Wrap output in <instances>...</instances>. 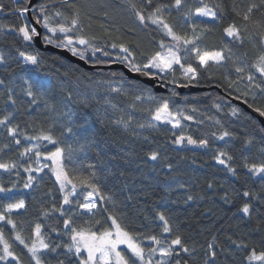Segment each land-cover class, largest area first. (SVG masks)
<instances>
[{
	"label": "snow or ice",
	"instance_id": "snow-or-ice-1",
	"mask_svg": "<svg viewBox=\"0 0 264 264\" xmlns=\"http://www.w3.org/2000/svg\"><path fill=\"white\" fill-rule=\"evenodd\" d=\"M50 2L56 3L57 0H50ZM124 2L141 26L145 28L154 26L155 30L163 37L156 41L157 48L155 51L151 53L142 51L140 53L141 56H144L142 60L137 59V54L123 41L121 36H114L108 28H104V36L111 38L110 43L101 37L88 34L81 24V9L71 0H59L60 4L73 10L71 15L65 14L59 8L50 10L48 2L34 5L33 0H13L15 5L13 11L21 23L17 26L0 25V32L7 29L9 33L17 34L25 46L30 48H33L39 41L45 47L67 51L73 57L89 65L94 70L91 73L75 66H68L64 75L69 79L75 77L78 82L87 81L88 86L94 88L93 97H95L96 91L104 87L107 93H115L130 98L132 103L129 107L133 111L146 112L149 119L144 123L134 125V117L129 114L127 118L122 116L113 123L122 126L126 131H131L137 137L141 136L142 133L133 131L134 127L141 130H155L160 124L171 125L172 129H181L179 133H172L175 139L171 142L174 145L208 148L209 140L206 137L194 138L192 135L184 133L181 120L194 121V117L176 107L174 98L180 97L177 89L210 86L201 84L202 79H205V72L211 73L213 70L218 72L222 68H227L229 61L233 63L234 71L238 74L237 78L231 79L225 75L226 86L222 84L215 86L224 87L225 93L232 96V99L239 100L243 97L241 102L257 113L259 117L264 118V104L257 105L248 100L249 96L252 101L258 99L252 89H257L260 93L259 99L264 100V0H249L246 4H239L233 0L230 11L235 17H239L243 23L238 24L234 20L227 23V26L223 28V33L229 38V43L217 50H209L202 46L206 34L214 31V26L195 18L222 22L224 15L229 11L223 0H219L212 6L205 0H198L195 7L190 6L189 0H169L167 4L159 3L158 0H124ZM4 11L5 6L0 4V13ZM29 14H31L30 17ZM33 21L44 31L38 30L33 25ZM236 42L241 45L248 42L253 48L258 49V54L252 64L236 63L233 60L232 48L229 47V44ZM137 47H142V45L137 44ZM225 53H229V55H225ZM43 56L44 54L39 50L32 53L19 51V66L39 67L44 62ZM191 61H195V63ZM0 65H5L3 71L11 73L12 69L7 66L8 62L3 56H0ZM113 65H122L133 76L145 77L149 82H158L159 86L167 89L169 95L158 98L148 85L130 79L123 71L112 70ZM246 69H254L255 73L259 74L260 79L257 80V76L252 71H246ZM244 79L248 82L246 91L234 87L239 80ZM24 84L26 87L23 92L28 97L30 106H39L43 102L42 110L57 111L55 103L48 99V88L39 81L29 79H24ZM232 92L239 94L233 96ZM3 93L7 95L5 103L17 108L18 101L12 89L5 85L4 80H0V94ZM187 99L184 97L185 101ZM215 99L223 100L224 98L217 96ZM105 100L107 104L108 101L106 98ZM69 102H76L71 91H67L63 102L65 111L62 115L67 119V124H61L62 135L64 132L73 134L72 112ZM109 106L114 110L117 109L115 104H109ZM212 106L217 112L223 111L219 103L214 102ZM32 110L31 107L27 109L29 112ZM190 110L191 112L199 111L195 106H192ZM229 115L234 118L243 116L244 119L250 120L253 124L256 123L252 117L235 106L231 107ZM13 116V111L6 110V114L0 117V127L11 138L10 143L17 146L19 158L27 159L29 162L24 165L19 160H0V171L9 174L15 171V175L19 178L18 169L22 168L23 172L27 174L23 183L25 189H31L34 185L39 187L37 176L45 172V169L51 172L55 178V183L59 186V191L63 194L62 202L58 207L53 205L51 211L43 210V216L48 217L52 213H59V217L63 218V229L51 227L50 231L55 233L57 237H67V240L57 242L51 239L40 223H36L30 234L25 235L22 228L24 222L20 221L21 227H18L17 220L12 215L26 209L24 200L20 199L14 203L0 205V209H2L0 210V264H25L21 254L17 252L6 237L5 225L11 226L14 233L13 239L26 250L29 258L28 264H170V258L180 256L181 253L191 257L192 264H195L196 257L193 254L197 252L196 247L188 245L180 230L174 225L172 217L167 215L165 211L157 213V219L160 222L158 224L161 229L160 234L139 239L137 234L130 232L118 218L115 202L110 195L102 191L97 182L99 176L95 171V165H89V168L93 170L88 175L76 173L74 164L73 170L69 171L65 161L73 162L74 149L71 146H60L62 142L53 135L52 127L59 123L58 120L54 119L47 128L41 126L35 134L29 135L20 131L19 125L12 124ZM208 119L213 118L208 117ZM195 122L202 123V121ZM213 123L219 126L220 130L214 131L210 135L216 140L224 141L225 147L216 149L212 159L233 176H238L237 165L232 163L235 157L227 150L228 147H231L230 142L236 139V136L233 132L223 128L219 119L213 120ZM260 130L264 132V127H261ZM20 137L29 141L30 145L23 146ZM143 139L147 141L149 138L144 135ZM255 141V137H247L243 147H252ZM40 142L56 145L55 150L42 151ZM258 142L264 144V137H261ZM8 147L9 145L5 144L3 148H0V153H3L4 149ZM88 147L91 145H80L79 151L84 152ZM260 151L264 156V147ZM146 156L147 160L153 162L164 159L159 151L152 149L147 151ZM241 156L242 160L238 166L246 170V173L251 174V176L259 177L261 181L259 192H254L251 189L235 192L236 196L242 198V205L238 211L243 217L252 219L254 209L264 215V159L256 163L251 162L250 158L243 152H241ZM42 161H50L51 164L42 163ZM167 167L171 171L172 166L169 164ZM16 186V181L7 187L0 183V194L7 197L16 189ZM179 187L183 188L184 185H179ZM208 187L212 188L213 185L209 184ZM78 188L89 189V191L78 194ZM80 195H83V200L80 199ZM192 199L191 195L186 197V201ZM224 199L228 202L227 195ZM100 201L112 204L113 208L111 210L102 209L104 212H108L107 220L110 221V224L95 228L96 225H101V220L96 218L101 211L98 207ZM254 202L256 203L254 204ZM85 214H87V218L83 219L82 223H78V218H83ZM60 222L57 221V223ZM260 223H264V220H261ZM228 239L237 249L248 248V244L243 240L237 241L231 236ZM122 245L124 246L123 249L121 248ZM218 247L223 250L216 238L213 237L207 243L206 259L203 260V264H216V249ZM157 257L159 258L157 259ZM247 261L248 264L264 262V251L257 254L254 249L251 250L250 254L247 255ZM175 264H181V261L176 260ZM183 264H190V261L184 260Z\"/></svg>",
	"mask_w": 264,
	"mask_h": 264
},
{
	"label": "trees",
	"instance_id": "trees-1",
	"mask_svg": "<svg viewBox=\"0 0 264 264\" xmlns=\"http://www.w3.org/2000/svg\"><path fill=\"white\" fill-rule=\"evenodd\" d=\"M42 2H48L50 10L59 8L67 15H71L73 12L66 5L60 4L59 0L56 3H51L50 0H39L38 3ZM71 2L81 9V24L88 34L101 37L110 43L111 38L104 36V28L110 29L114 36H121L123 41L133 49L138 60L144 59V56L140 55L142 51L144 53L155 51L156 41L163 38L154 26L148 28L141 26L127 8L124 0H71ZM158 2L167 4L169 0H158ZM197 2L198 0H189L192 7H195ZM205 2L212 6L219 0H205ZM236 2L246 4L249 0H236ZM223 3L228 6L229 11L224 15L222 22L204 21L214 26V31L206 34V39L202 44L209 50L220 49L224 47V44L229 43V38L223 33V28L227 26V23L233 20L238 24L243 23L230 11L233 0H223ZM0 4L5 6V11L0 13V25H19L21 21L13 11L15 7L13 0H0ZM258 19L261 18L258 17ZM197 20L200 21V19ZM33 25H35L34 21ZM102 25L103 27H101ZM117 30L119 31L117 32ZM42 31L44 30L42 29ZM137 44L142 47H137ZM229 47L232 48L231 55L234 61L240 60L249 65L254 62L253 57L258 52V49L253 48L248 42H245L244 45L238 42L230 43ZM36 50H39L36 46L33 48L25 46L15 33H9L7 29L0 32V56L5 58L8 62L7 66L12 69L11 73H8L3 71L5 65H0V80H4L5 85L12 89L18 101V107L14 108L5 103L6 93L0 94V117L6 114V110L13 111L12 124L19 125V130L29 135L35 134L41 126L47 128L54 119L58 120L59 123L52 127L53 135L62 142L60 146H71L74 149L73 162L65 161L69 171L73 170L74 164L76 173L88 175L93 170L89 168V165H95V171L99 176L97 182L102 191L112 197L118 218L130 232L137 234L139 239L154 234L159 235L161 229L158 227L160 222L157 219V213L165 211L172 217L174 225L180 230L188 245L196 247L197 252L193 254L196 257L195 264H203V260L206 259L207 243L213 237L223 248V250L221 247L216 249V264H248L247 255L251 250L254 249L257 254L264 251V223H260L261 220H264V215L254 209L252 219L243 217L238 211L242 205V198L235 194V192L249 189L259 192L261 188L259 177L251 176L238 165L242 160L241 152L248 156L251 162L259 163L261 159H264L260 151L264 144L258 142L261 137H264V132L260 130L263 126L256 119H254L256 123L253 124L243 116L234 118L229 115L231 107H240L234 105L226 97L224 87L215 85L226 86L225 75L231 79L237 78L238 74L234 71L231 61L228 62L227 68H222L218 72L215 70L211 73L205 72V79H202L201 84L210 86L198 87L204 89L201 92L180 93V97L174 98L176 107L194 117V121H190L191 123L184 121L185 124L182 127L184 133L192 135L194 138L206 137L209 140V147L205 149L190 145L183 147L174 145L171 141L175 139L172 135L175 131L169 125H158L155 130H141L134 127L133 131L142 133L139 137L134 136L131 131H126L113 121L122 116L127 118L130 114L134 117V125L144 123L149 119L146 112L133 111L129 107L132 103L130 98L107 93L104 87L96 91L95 97H93L94 88L89 87L87 81L78 82L75 77L69 79L64 75V71L68 66H75L90 73L94 70L84 69L51 53V51L42 52L39 50L44 54V62L39 67L19 66V51L32 53ZM109 50L111 51V49ZM225 55H229V53H225ZM191 62L195 63V61ZM252 72L259 80V74L255 73L254 69ZM24 79L39 81L48 88V99L55 103L57 111L42 110L43 102L39 106H30L28 97L23 92L26 87ZM246 81V79L239 80L234 87L246 91L248 89ZM67 91L72 92L76 101L69 102L73 134L64 132L62 135L61 124H67V119L62 115L65 111L63 102ZM252 91L257 95V89H252ZM152 92L158 98L169 95V93L155 94L153 89ZM238 94V92H232L233 96ZM217 96L224 99L217 100L215 99ZM184 97L188 98L187 101L184 100ZM257 97V101H252L250 96L248 100L257 105L264 104V100L259 99L260 93ZM105 98L108 101L107 104ZM243 99L241 97L240 100ZM214 102L221 104L222 112L216 111L212 106ZM109 104L117 105V109H112ZM192 106L197 107L199 111L191 112ZM29 107L33 109L31 112L27 111ZM248 116L250 115L248 114ZM208 117L213 119L210 120ZM215 119H219L223 128L233 132L236 136V139L230 142L231 147H228L227 150L235 157L232 163L237 165L238 176H233L212 159L216 149L225 147L224 141L216 140L210 135V133L220 130V127L213 123ZM195 121H202V123ZM144 135L148 136L147 141L143 139ZM247 137L256 138L254 146L243 147ZM20 139L23 146L30 145V142L24 140L23 137ZM10 141L11 138L0 127V148H3L5 144L9 145L3 153H0V160H19L21 164L26 165L29 161L19 158L17 146L11 144ZM40 144L42 151H54L56 147V145L47 142H40ZM80 145H91V147L81 152L79 151ZM149 149L159 151L164 159L156 162L147 160L146 153ZM48 162L42 161V163ZM169 164L172 166L171 171L167 167ZM18 171L20 172L19 178L15 175V171L12 174L0 171V183L6 187L11 186L13 181L17 182L16 189L7 197L0 194V205L14 203L20 199L24 200L26 209L12 215L17 220L18 227H21L20 221L24 222L22 228L25 235L30 234L36 223H40L51 239L57 242L66 241L67 237H57L50 231L51 227L63 229V218L59 217V213H52L48 217L43 216V210L51 211L53 205L58 207L62 202L63 194L59 191L54 176L45 169V172L37 176L39 187L34 185L31 189H25L23 183L27 174L23 172L22 168ZM33 175L36 174L33 173ZM209 184H212L213 187L209 188ZM179 185H184V187L181 188ZM87 191L89 189H77L78 194ZM188 195L193 197L191 201H186ZM225 195L228 196V202L224 199ZM80 199L83 200V195H80ZM97 200L99 201L98 197ZM98 207L101 211L96 218L101 220V225H96L95 228L110 224V221L107 220L108 212H104L102 209L111 210L113 205L100 201ZM86 218L87 214L83 218H78V223H82ZM58 220L61 222L57 223ZM4 227L6 237L21 254L25 264H28L29 258L26 250L13 239L14 233L11 226L5 225ZM229 236L237 241L243 240L248 244V248L237 249L235 245L231 244ZM123 247L122 245L121 248L123 249ZM176 260H180L181 264L184 260H189L192 264V258L184 253L171 257L170 264H175Z\"/></svg>",
	"mask_w": 264,
	"mask_h": 264
},
{
	"label": "water",
	"instance_id": "water-1",
	"mask_svg": "<svg viewBox=\"0 0 264 264\" xmlns=\"http://www.w3.org/2000/svg\"><path fill=\"white\" fill-rule=\"evenodd\" d=\"M39 0H33V4L35 5L36 3H38ZM38 28V30L42 31V29H40L41 27L38 25H34ZM35 46L42 52H50L53 54H57L65 59H67L68 61L79 65L80 67L84 68V69H88V70H93L89 65H86L83 61H80L78 58L73 57L69 52L67 51H62L59 49H55L53 47H45L42 43H40L39 41L36 42ZM113 70H121L125 73L126 76H128L130 79H134L137 81H140L141 83H144L146 85H148L149 87H151L154 91L155 94H167L168 91L165 87L163 86H159L158 82H149L147 80V78L145 77H141V76H133L131 73H128L127 70L122 66V65H113L112 66ZM155 85V86H154ZM179 91V93L181 94H192L195 92H201L204 89L201 88H192V89H177ZM226 97L234 104L239 106L245 113L249 114L253 119H256L258 122H260L259 124H261L264 127V118H261L258 116L257 113L253 112L252 109L248 108L247 105L243 104L241 101L242 100H237V99H232V96L226 95ZM186 123H191L190 121H186Z\"/></svg>",
	"mask_w": 264,
	"mask_h": 264
},
{
	"label": "rangeland",
	"instance_id": "rangeland-1",
	"mask_svg": "<svg viewBox=\"0 0 264 264\" xmlns=\"http://www.w3.org/2000/svg\"><path fill=\"white\" fill-rule=\"evenodd\" d=\"M29 17H30V14H29ZM195 19H200V20H203V21H210V20H207L206 18H195ZM257 54H258V52L255 54V56L253 57V59L255 60V58H256V56H257ZM253 60V61H254ZM236 63H243V64H247V63H244L243 61H240V60H236L235 61ZM30 66H32V65H30ZM246 71H252V69H246ZM247 82V81H246ZM247 84H248V82H247ZM257 92V95H259V91L257 90L256 91ZM184 121L185 120H181V125H182V127L184 126ZM160 125H163V124H160ZM170 126V128H171V125H169ZM172 129V128H171ZM173 131H175V132H180L181 131V129H172ZM48 162V161H47ZM50 162V161H49ZM48 162V163H49ZM50 164H51V162H50ZM157 258H159V257H157ZM254 264H264V262H254Z\"/></svg>",
	"mask_w": 264,
	"mask_h": 264
}]
</instances>
